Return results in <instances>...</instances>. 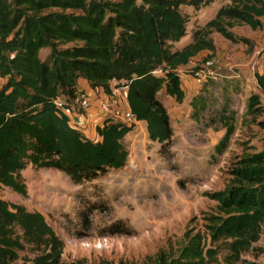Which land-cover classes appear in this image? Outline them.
<instances>
[{"label": "trees", "instance_id": "obj_1", "mask_svg": "<svg viewBox=\"0 0 264 264\" xmlns=\"http://www.w3.org/2000/svg\"><path fill=\"white\" fill-rule=\"evenodd\" d=\"M213 1L0 0V185L27 195L22 172L29 164L59 170L78 185L127 164L125 138L135 123L107 115L95 125L98 138L91 139L64 111L83 110L80 79L110 94L115 87H127L133 115L147 122L150 139L168 153L174 128L162 94L184 101L180 69L203 51H217L213 32L247 43L248 38L232 31L234 26L264 25V0H229L178 48L191 18L185 7L200 10ZM47 48L50 52L42 58ZM255 77L264 94V72ZM193 104L205 107L198 96ZM246 108L247 116L262 115V95L252 94ZM235 116V111L221 115L226 133L217 152L234 133ZM260 124L264 127V120ZM209 196L217 202L216 212L208 217L211 242L224 243L229 257L237 258L262 234L264 149L244 153L226 187ZM221 244L208 247L200 233L187 232L176 254L161 251L131 264H215ZM27 245L38 253L20 264H94L86 259L65 262V241L45 215L0 197V264H16Z\"/></svg>", "mask_w": 264, "mask_h": 264}, {"label": "rangeland", "instance_id": "obj_2", "mask_svg": "<svg viewBox=\"0 0 264 264\" xmlns=\"http://www.w3.org/2000/svg\"><path fill=\"white\" fill-rule=\"evenodd\" d=\"M228 1L214 0L200 10L185 7L191 18L183 39L191 41L192 32ZM232 31L249 42L234 43L213 32L217 51L206 50L197 57L200 64L214 56L222 59L218 80L201 81L196 87L186 84L181 103L162 94L174 126L168 153L161 152V143L137 131L126 141L130 154L123 168L78 185L59 170L29 164L22 172L27 195L0 185V197L42 212L65 241V262L131 264L161 251L176 254L187 232L200 233L208 247L221 244L213 245L209 235L208 217L217 210L209 195L226 187L244 153L264 149V94L255 79V73L264 71V25L252 29L237 24ZM49 52L43 49L41 57ZM254 93H262L263 113L247 116V101ZM197 96L205 107L193 104ZM231 111L236 112L235 131L226 148L217 152L226 133L220 117ZM221 245L215 264H264V224L260 239L237 258H230L226 245ZM37 253L27 245L16 264Z\"/></svg>", "mask_w": 264, "mask_h": 264}, {"label": "crops", "instance_id": "obj_3", "mask_svg": "<svg viewBox=\"0 0 264 264\" xmlns=\"http://www.w3.org/2000/svg\"><path fill=\"white\" fill-rule=\"evenodd\" d=\"M189 42L190 41H186L185 39H182L180 42L176 43V46L178 48H182ZM193 61H197V58H195ZM186 69H188V65L180 69V76H181L182 87L184 91H185V85L188 83L193 87H196L198 84H201L200 80H193L192 78L193 76L189 72L184 73L183 70H186ZM259 72L263 73L264 71H259ZM80 88L81 90H83L85 93H87L90 96L91 107L88 110H82V111L79 110V108L73 109L75 114H74V121H71V123L72 125L80 128L84 132V134L91 139L98 138V135L95 130V125L101 124L105 116L111 115V116L116 117L119 120H122L118 116V114L120 113L121 107L130 108L128 100L126 98L127 87H120V88L115 87L112 89V93L113 92L115 93V97L116 99L119 100V104L114 103L112 111L107 115H102L100 113L101 112V101L105 98V96H108V95L110 96L112 95V93L111 94L106 93L102 87H92L89 84V82L85 79H80ZM166 97L169 99H175L174 97L170 95H166ZM171 123H172V120H171ZM172 126H173V123H172ZM137 131H139L140 134L144 135V137L145 135H149L148 130H147V122L144 120H137L135 123L134 129L126 135L125 141L129 140L134 135H137Z\"/></svg>", "mask_w": 264, "mask_h": 264}, {"label": "built area", "instance_id": "obj_4", "mask_svg": "<svg viewBox=\"0 0 264 264\" xmlns=\"http://www.w3.org/2000/svg\"><path fill=\"white\" fill-rule=\"evenodd\" d=\"M221 64L222 59L219 56H214L205 60L202 64L197 63L196 61H190L188 68L193 70L190 74L194 78L202 82H209L218 80L219 72L217 69ZM114 103L119 104V100L116 99L115 93L113 92L112 95L105 96V98L101 101L100 113L102 115L109 114L113 109ZM57 104L62 105L61 102H57ZM79 106L83 110H88L91 107V99L87 93L83 92L80 95ZM64 111L70 117L71 121H74V110L69 107H64ZM118 116L120 119L129 124L136 123L137 121L130 108L121 107Z\"/></svg>", "mask_w": 264, "mask_h": 264}]
</instances>
